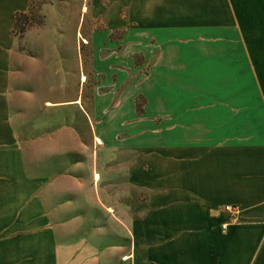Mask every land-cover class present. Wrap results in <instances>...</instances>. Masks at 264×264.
Masks as SVG:
<instances>
[{"label": "crops", "instance_id": "1", "mask_svg": "<svg viewBox=\"0 0 264 264\" xmlns=\"http://www.w3.org/2000/svg\"><path fill=\"white\" fill-rule=\"evenodd\" d=\"M29 3L0 0V264H264V0H87L85 109L68 17L11 32Z\"/></svg>", "mask_w": 264, "mask_h": 264}, {"label": "rangeland", "instance_id": "2", "mask_svg": "<svg viewBox=\"0 0 264 264\" xmlns=\"http://www.w3.org/2000/svg\"><path fill=\"white\" fill-rule=\"evenodd\" d=\"M84 2H87V0H30L29 6L31 14L26 15V24L22 21L17 23V25L19 27L23 25L26 26L24 29L25 31L31 27L41 28L45 22H47L46 24L50 28L49 31L52 32L54 31V26L58 23L55 17H68L67 32L69 43L70 46L75 47V52L68 54L66 58L67 63H73L74 61L79 63V68L73 74L76 81H79V77L82 76V80L77 87V92L81 106L85 109L91 106L94 87L98 81V77L92 68V56L88 34L93 29L101 28L102 25L98 19L91 17L88 7L87 9L86 7L82 9ZM79 21L81 22L80 29ZM19 27H15L13 31V35L16 37L18 36L17 30ZM117 34L116 32L114 36H117ZM137 60V57H135L134 61L137 62ZM68 70L69 69H67V79L71 78ZM135 103L136 108L139 109L142 104L141 98H136ZM127 203L130 204V201H127Z\"/></svg>", "mask_w": 264, "mask_h": 264}, {"label": "built area", "instance_id": "3", "mask_svg": "<svg viewBox=\"0 0 264 264\" xmlns=\"http://www.w3.org/2000/svg\"><path fill=\"white\" fill-rule=\"evenodd\" d=\"M222 212L226 215V220L220 224L221 229H225L228 223H234L236 221L238 208L235 205H223Z\"/></svg>", "mask_w": 264, "mask_h": 264}, {"label": "trees", "instance_id": "4", "mask_svg": "<svg viewBox=\"0 0 264 264\" xmlns=\"http://www.w3.org/2000/svg\"><path fill=\"white\" fill-rule=\"evenodd\" d=\"M30 15L31 12H30V6L27 8L26 12L25 13H20V14H17L14 16V20H13V25H12V29H11V32L13 33V31L15 30V27H19L17 25V23H20L23 21L24 24H26V15ZM26 28V26H20L17 30V33H18V36L21 35V33L24 31V29ZM135 107H136V103H135Z\"/></svg>", "mask_w": 264, "mask_h": 264}]
</instances>
